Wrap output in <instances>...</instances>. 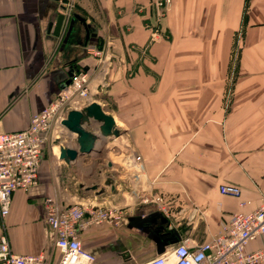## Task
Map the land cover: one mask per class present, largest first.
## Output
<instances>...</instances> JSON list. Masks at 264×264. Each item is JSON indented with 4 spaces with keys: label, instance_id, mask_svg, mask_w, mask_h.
<instances>
[{
    "label": "crops",
    "instance_id": "0c3cea01",
    "mask_svg": "<svg viewBox=\"0 0 264 264\" xmlns=\"http://www.w3.org/2000/svg\"><path fill=\"white\" fill-rule=\"evenodd\" d=\"M149 1L0 0V132L25 128L78 68L88 71L93 100L119 132L69 164L43 148L36 183L14 191L0 218L13 253H43L54 263L52 232L42 221L46 196L59 207L94 202L122 212L118 225L81 232L95 264H139L158 254L156 225L176 241L200 243L264 199V0H171L153 42ZM72 13L87 24L85 44ZM57 14L64 17L55 36L48 24ZM240 33L235 77L228 78ZM90 48L108 52V68ZM58 132L75 146L73 134L61 128L52 135ZM221 184L239 195L219 193ZM151 194L161 197L162 212L141 202ZM155 212L165 222L141 229L128 220ZM124 247L128 254L119 258Z\"/></svg>",
    "mask_w": 264,
    "mask_h": 264
},
{
    "label": "built area",
    "instance_id": "2783aa9c",
    "mask_svg": "<svg viewBox=\"0 0 264 264\" xmlns=\"http://www.w3.org/2000/svg\"><path fill=\"white\" fill-rule=\"evenodd\" d=\"M170 1H149L152 15L146 24L148 42L162 36L159 20ZM65 8V5L60 4L59 10L65 11ZM89 50L98 63H106V67H109L111 56L105 49ZM70 73L68 82L61 84L53 100L30 114L25 128L0 132V218L8 213L14 191L26 192L36 183L43 148L50 145L58 158V147L54 141L59 139V143L64 142L59 132L55 136L52 134L63 128L60 122L66 113L94 101L89 88L88 71L78 68ZM130 152L126 155L129 156ZM131 159L135 164L140 157L133 155ZM138 169L141 167L138 166ZM218 191L233 197L240 193L238 187L227 184L219 185ZM141 202L153 203L163 211L162 199L157 194L145 195L141 197ZM42 208V221L52 232V247L56 254L53 264H92L95 256L81 243V232L94 226H115L123 219L122 212L113 204L84 202L59 207L51 196H46ZM187 242V239L176 241L139 264H168L169 261V264H264V199L250 212L233 213L221 230L207 240L193 245ZM0 264H49V258L43 253H13L2 231Z\"/></svg>",
    "mask_w": 264,
    "mask_h": 264
},
{
    "label": "water",
    "instance_id": "95a60500",
    "mask_svg": "<svg viewBox=\"0 0 264 264\" xmlns=\"http://www.w3.org/2000/svg\"><path fill=\"white\" fill-rule=\"evenodd\" d=\"M72 18L77 19L78 22L82 25L85 36L83 39V44L86 43L89 36V29L84 19L76 13H72ZM63 20L62 14H57L54 22L48 24V29L52 26V33L56 36L60 29L61 23ZM71 73H68L70 76ZM66 80L64 83H67ZM95 124V132L89 129L90 124ZM61 126L70 134L74 135L73 142L74 147H68L65 144L59 143V139L54 141L58 147V159L64 161L66 164H69L74 161L77 156L88 155L90 152L94 151V145L96 141H103L109 137H116L119 135L118 130L114 126L113 118L104 113L100 108L99 104L95 101L90 102L89 104L83 106L78 110H69L65 117L60 122ZM99 151V150H97ZM95 188V185L91 187ZM163 223L165 218L160 215L159 212H155L148 216H132L128 220L138 228H148L150 225H155L156 221ZM162 226L156 225L152 230L154 237L160 236L156 243V253H161L167 245L173 244L176 242V239H173V233L168 230L167 233H162ZM167 234V235H166ZM128 254L127 247H124L122 252L118 254L119 258L126 257ZM92 264H95V260Z\"/></svg>",
    "mask_w": 264,
    "mask_h": 264
},
{
    "label": "rangeland",
    "instance_id": "374dc122",
    "mask_svg": "<svg viewBox=\"0 0 264 264\" xmlns=\"http://www.w3.org/2000/svg\"><path fill=\"white\" fill-rule=\"evenodd\" d=\"M241 43H242V37L241 33L237 34L232 45L231 49V55H230V60L228 64V78H234L235 73H236V65H237V56L238 52L241 48ZM113 137H110L109 139H112Z\"/></svg>",
    "mask_w": 264,
    "mask_h": 264
},
{
    "label": "bare ground",
    "instance_id": "6f19581e",
    "mask_svg": "<svg viewBox=\"0 0 264 264\" xmlns=\"http://www.w3.org/2000/svg\"><path fill=\"white\" fill-rule=\"evenodd\" d=\"M169 263H170V261H169ZM169 263H168V264H169Z\"/></svg>",
    "mask_w": 264,
    "mask_h": 264
}]
</instances>
